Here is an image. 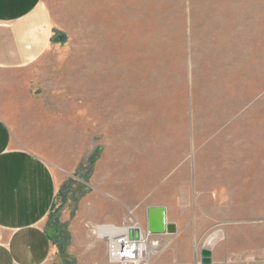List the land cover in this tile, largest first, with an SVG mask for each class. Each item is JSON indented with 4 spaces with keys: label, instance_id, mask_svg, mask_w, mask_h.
<instances>
[{
    "label": "rangeland",
    "instance_id": "374dc122",
    "mask_svg": "<svg viewBox=\"0 0 264 264\" xmlns=\"http://www.w3.org/2000/svg\"><path fill=\"white\" fill-rule=\"evenodd\" d=\"M45 3L53 36L32 86L92 131L90 173L74 177L84 195L50 264H112L105 226L142 230L150 264L202 251L210 264H264V0ZM150 207L175 234H147Z\"/></svg>",
    "mask_w": 264,
    "mask_h": 264
},
{
    "label": "crops",
    "instance_id": "0c3cea01",
    "mask_svg": "<svg viewBox=\"0 0 264 264\" xmlns=\"http://www.w3.org/2000/svg\"><path fill=\"white\" fill-rule=\"evenodd\" d=\"M51 16L45 0H0V264L58 262L84 195L74 177L86 165L90 121L43 104L28 70L51 44ZM169 152L167 146L164 157ZM184 202L180 197L178 206Z\"/></svg>",
    "mask_w": 264,
    "mask_h": 264
},
{
    "label": "built area",
    "instance_id": "2783aa9c",
    "mask_svg": "<svg viewBox=\"0 0 264 264\" xmlns=\"http://www.w3.org/2000/svg\"><path fill=\"white\" fill-rule=\"evenodd\" d=\"M130 229V228H129ZM129 229H126L124 233L114 234L108 238V256L109 261L112 264H150L149 248L142 251V246H149L146 241L142 230H139V236L137 239L130 237ZM106 238V236H104ZM191 264H202L201 258L195 260Z\"/></svg>",
    "mask_w": 264,
    "mask_h": 264
},
{
    "label": "water",
    "instance_id": "95a60500",
    "mask_svg": "<svg viewBox=\"0 0 264 264\" xmlns=\"http://www.w3.org/2000/svg\"><path fill=\"white\" fill-rule=\"evenodd\" d=\"M177 231L174 223H167L166 211L163 207H150L147 209L146 219V232L148 235H172ZM130 237L135 239L139 236L138 229H129ZM202 264H210V256L208 252L202 251L201 255Z\"/></svg>",
    "mask_w": 264,
    "mask_h": 264
},
{
    "label": "bare ground",
    "instance_id": "6f19581e",
    "mask_svg": "<svg viewBox=\"0 0 264 264\" xmlns=\"http://www.w3.org/2000/svg\"><path fill=\"white\" fill-rule=\"evenodd\" d=\"M126 231V229H118V228H114V227H98L96 232H97V235L98 236H106V237H110L111 235H114V234H121V233H124ZM155 245L154 244H151L149 243V246H142V251H144L146 248H149V249H152L154 248Z\"/></svg>",
    "mask_w": 264,
    "mask_h": 264
}]
</instances>
